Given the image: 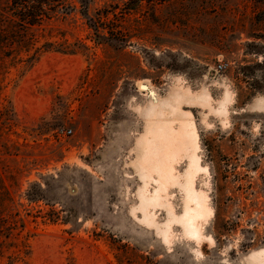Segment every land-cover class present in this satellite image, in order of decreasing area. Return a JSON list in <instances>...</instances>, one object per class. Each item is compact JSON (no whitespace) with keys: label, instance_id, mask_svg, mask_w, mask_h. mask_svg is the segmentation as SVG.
I'll return each mask as SVG.
<instances>
[{"label":"rangeland","instance_id":"1","mask_svg":"<svg viewBox=\"0 0 264 264\" xmlns=\"http://www.w3.org/2000/svg\"><path fill=\"white\" fill-rule=\"evenodd\" d=\"M50 13L0 48V264H264V0ZM167 122L177 178L144 207L138 144Z\"/></svg>","mask_w":264,"mask_h":264},{"label":"bare ground","instance_id":"2","mask_svg":"<svg viewBox=\"0 0 264 264\" xmlns=\"http://www.w3.org/2000/svg\"><path fill=\"white\" fill-rule=\"evenodd\" d=\"M139 86L142 87L143 84L139 83ZM178 96H175L174 98L171 99H167L165 102H159L157 99L154 98L153 95H151L152 98L149 100V106L147 108L148 117L155 116L158 118L159 116L163 115V110L171 114L176 112L175 107H178L177 103L180 101V98H178ZM168 126H169V122L164 124H159L158 126H156L157 127L156 131L150 133L152 134V139L150 138H149L150 140L146 139L147 142H145L146 140L144 142L142 141L140 146L138 144L139 153L137 156L138 158L136 157L137 161L135 167L139 169V175L143 180L144 178L150 177L152 173L155 174L156 176L155 182L158 184L155 191H153L152 197L148 196L149 197L148 198L146 196L147 198H145L142 194L141 205H143L144 207H148L147 205L150 206V204L154 202L157 203L159 201V193L163 192L164 186L166 184L172 183L174 179L177 178L174 177V175L172 174L173 170L171 168V156H173L175 152L180 151L181 146L179 149L178 148L179 145L177 146V139L175 140L173 137L169 136L167 132ZM184 127L185 124L182 126L181 129L182 131L184 130L186 131L187 128ZM174 142L176 143V145H174ZM190 147L194 150L193 146ZM197 201L198 198L196 199L191 195V198L189 200V210L187 215L185 214L184 216L178 218L179 223L183 226L186 233L190 235L197 234L196 231L197 229L194 224L199 218L203 217L204 214V210L201 208V205H199ZM191 203L194 204L192 205ZM145 209L146 208H144V210ZM169 214L171 213L169 212ZM147 216L149 217V215Z\"/></svg>","mask_w":264,"mask_h":264},{"label":"trees","instance_id":"3","mask_svg":"<svg viewBox=\"0 0 264 264\" xmlns=\"http://www.w3.org/2000/svg\"><path fill=\"white\" fill-rule=\"evenodd\" d=\"M64 0H8L7 11L1 15L0 20V48L7 41L14 40L18 35L29 32L31 28L39 26L43 19L50 18V12L55 11Z\"/></svg>","mask_w":264,"mask_h":264},{"label":"built area","instance_id":"4","mask_svg":"<svg viewBox=\"0 0 264 264\" xmlns=\"http://www.w3.org/2000/svg\"><path fill=\"white\" fill-rule=\"evenodd\" d=\"M223 67H224V66H223L222 64H218L216 68H217V70L220 71V70L223 69ZM69 132H70V131H67V133H69Z\"/></svg>","mask_w":264,"mask_h":264}]
</instances>
